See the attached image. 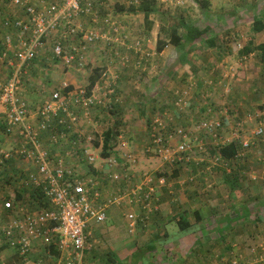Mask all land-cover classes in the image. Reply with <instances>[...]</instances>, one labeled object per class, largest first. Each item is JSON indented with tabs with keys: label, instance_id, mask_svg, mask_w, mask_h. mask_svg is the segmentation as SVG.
Instances as JSON below:
<instances>
[{
	"label": "rangeland",
	"instance_id": "rangeland-1",
	"mask_svg": "<svg viewBox=\"0 0 264 264\" xmlns=\"http://www.w3.org/2000/svg\"><path fill=\"white\" fill-rule=\"evenodd\" d=\"M115 1L116 0H104L105 3L110 5L115 4ZM118 1L122 2L121 0ZM124 1V4L127 5L126 9L119 10L117 8L119 4L114 5L113 9H110L112 6L108 7L109 9L103 10L100 8L103 6L93 7V14H87L83 16L84 18L82 17L83 20L88 22L90 19L95 18L96 25H98L99 21L103 24L104 17L112 16L117 20V14H122V17L119 18L122 23L120 27L130 28V30H128L129 35L134 37L132 41H139L138 47L140 49L137 53L143 58L142 62L139 60V63H134V66L132 57L136 53L132 48H127L128 45L132 46V42L130 41H126V46L120 50L107 46L102 50V54L106 55L105 58L109 64L113 61L112 59L117 61L122 56H127V61L120 63L125 66V69L120 73L119 78L116 77L114 81L110 82L105 88H102V86L98 88L96 94L101 95V99H98L100 102L90 109L87 108L86 113L82 110L79 112L86 117L92 116L91 119L94 118V129L90 135L92 138H90L89 141H92V144L99 148L97 154L102 156L100 154L102 152V133L106 131L108 127L117 126L118 130L121 132L117 139L118 146L121 145L122 140L127 141L129 146H135V142L143 137V135L140 136L142 132L141 125L144 128V137H146L151 120L156 115L161 116L170 129L182 127L179 124V126H173V123L177 122L179 116L187 117L188 122L185 128L189 131L190 137L198 135L196 131L200 130V122L205 120L202 118L205 117L207 113L211 114L207 116L211 117L210 119L221 120L222 127L223 123H225L227 127L225 129L226 132L229 130L232 131L241 120L244 122V128L243 131L237 135L238 139L241 140L251 137V142L248 149L243 152V155L238 156L235 160L228 161L230 163L226 165L230 171L235 170V174L239 176V184L234 185V189L237 187L236 190L239 192L240 197L242 195L245 196V206L243 207L242 216L236 219L235 216L231 217V215H227L223 218L226 220L230 218L232 229L221 232L222 230L218 231L217 228L213 227L207 230L208 233H206L204 238L207 241V245L210 247V254L203 255V247L205 246L203 242L202 249L201 246L199 249L200 256H194L193 253L195 249H193L192 243L186 246H174L173 243L180 239L178 232H169L167 235H162L163 233L159 232L155 224H149L151 220L154 221V215L144 222L138 223L136 227L137 231L134 233L135 239L130 243L133 245L128 249V252H133L137 248H143L142 257L132 263L128 259L130 255L124 256L127 251L121 253L122 257H118L115 253L114 255L123 260V264H206L208 263L207 261L216 264L215 262H218L217 260L224 257L221 253H225L226 256L229 253L230 250L224 251L223 248L225 246L227 248H232V250L237 249L239 252H242L256 241H260V238L264 237V134L260 136L252 134L258 127V119L264 113V71L262 70L261 72L263 63L256 53L249 56L250 53L246 58H242L243 56L238 55L236 51L238 48L242 47L240 42L241 38L240 36L233 38L231 30L228 29V26L233 23L232 19H235L236 16L240 14V11L246 9L247 6L245 5V8H237L235 0H156V10L150 14V20L153 21V25L151 29H147L146 25L143 23V13L139 10L136 12L130 11L128 8L131 4L128 3V0ZM251 1L256 2V8L254 10L248 9V12L245 10L238 20V25H241V27L243 26L245 29L249 26H247V21L252 22L254 15L264 7V0ZM93 3L94 2H92V4ZM172 16L175 18H182L188 23H193L200 28H207L206 35H209V38L212 37L215 40L218 46L217 49L215 50L214 47L210 48L205 42H202V44L197 42V44L191 46L190 44H186L182 48V52L189 50L195 53L197 51L198 54L195 61L192 62L191 67H186L188 64L183 65L181 63L182 54L180 55V50L177 48H173V50L167 53L165 52L166 58L164 57L165 61L162 63L160 60H156L157 51L153 49L156 39H152L151 36L155 37L157 33L158 37H167L166 30L163 28H168L170 23H172ZM180 32L182 33V30ZM147 44L148 47H151L150 50L146 49ZM92 45L93 44H89L86 46L82 57L84 64L81 67H78L76 63L70 65L74 67H63L64 62L62 60L59 61L63 67L62 70L64 72L69 70V76L76 79V85L78 87L74 90H86L92 68L91 66L95 64L96 61L91 51L95 52L99 50L100 47L97 46L95 48ZM253 45L256 44H252V46ZM122 46L123 45H121V47ZM116 50L117 53H115ZM200 50L202 51V59ZM121 52L125 55H122ZM95 54H97V52H95ZM214 55H218L219 57L216 58L220 61L224 55L227 60L223 61V64L230 63L234 66L230 74L219 75V73H215L216 71H213V73H210V70L207 71L208 64L205 58ZM105 58L103 60H105ZM198 60H200V62L197 63ZM131 63L132 65H130ZM218 63L220 62L218 61L217 64ZM199 64H202L200 65L202 67L198 68L197 65ZM156 65H158L156 67L157 73H154V68L153 71H150V68ZM251 66H253V68ZM191 69L194 70L192 71ZM226 69L229 70V68ZM180 70H182L183 73H179ZM64 72H62V74ZM170 72L171 76L175 73L177 78L184 81V87L178 84L177 86L169 88V84H172L174 81L171 77L170 79L168 78ZM64 75L66 76V73ZM148 77L152 79V81H149ZM118 79L119 81H117ZM162 81H164V84L161 86V89H159L158 85L159 83L161 84ZM166 81H168V83H166ZM148 82L149 84L147 86ZM140 85H142V88L139 87ZM62 89L61 87L59 90L62 91ZM184 91L189 95L188 102L190 104L183 110V108H177L172 100L176 97V94L187 95ZM96 94L94 95L99 98ZM27 104L29 107L28 102ZM260 105L262 107H259ZM124 112H126V114H124ZM223 112L224 115L229 117V121L225 119V116L222 114ZM124 118H128L129 123L126 122L127 119L125 121ZM199 136L202 140V130ZM204 137L203 142L211 146L209 137ZM4 139H11L12 144L10 146H14L16 143L11 137H0L1 148L3 147ZM44 145L47 146L46 143H44ZM200 152L202 155V151ZM211 155L212 160H214V152ZM107 157H113L117 162H120L122 154H120L118 150L117 152H111ZM27 166L28 164H25V162L19 161L18 165L17 163L15 164V162L11 163L8 172L4 173L0 171V176H4L3 178L1 177V179L4 180L3 184L0 185L2 187L1 191L13 188L10 183L13 178L9 173L10 171L18 173V171ZM128 166L127 164L120 170V172L127 174L126 182L137 181L138 178H142L143 171L138 176L136 175L137 171H130ZM166 166L167 165H165V167ZM234 167L236 168L234 169ZM1 170L4 171L5 168ZM167 170L169 171L170 168L167 167ZM130 172L136 173L133 174ZM154 174L155 173L151 174V176ZM165 176L167 177V175ZM216 177H218V175L215 174V177H211L209 180L214 181ZM193 179L195 180V178ZM215 184L216 183H214V185ZM113 188L116 187L113 186ZM226 189L228 195V188ZM119 192L120 188L115 194L117 195ZM169 197L170 195L166 193V198L168 199ZM241 199L242 198L237 200V203H239ZM25 204L27 205V203ZM224 205L225 204L220 203L218 208L220 209V207ZM20 207L26 209L23 204H21ZM28 207L32 210L35 209L34 206ZM121 217H123V215ZM5 223V219L0 220V225ZM104 224L107 226L113 225L117 228L120 227L121 223L118 220H115L113 223L112 219L108 220L106 217ZM133 232H135V230H133ZM133 232H127L126 234H133ZM197 232H199V230H197ZM122 236H125V232L122 233ZM93 239L94 237L90 238L89 244L92 243L93 246L90 250L85 251L82 264H117L110 262L107 259V255L109 251L113 252L111 250V245H120L122 239L119 241L120 237L107 238L106 236H98V241L96 243L93 242ZM149 244H152L155 248L146 251L145 248ZM223 244L225 246L221 247ZM233 246H235V248H233ZM35 248L37 252H35ZM35 248L29 254V260L33 261V259L36 258L34 262H38L39 260L43 261L46 259L43 255V246L39 244L36 245ZM180 248L182 249V253ZM187 253H189V255H186ZM260 253H263V251ZM217 255L219 256L216 257Z\"/></svg>",
	"mask_w": 264,
	"mask_h": 264
},
{
	"label": "built area",
	"instance_id": "built-area-1",
	"mask_svg": "<svg viewBox=\"0 0 264 264\" xmlns=\"http://www.w3.org/2000/svg\"><path fill=\"white\" fill-rule=\"evenodd\" d=\"M92 1L103 4V0ZM133 3H137V0ZM12 4L23 10V17L8 16L4 19V26L14 28L15 33L6 34L5 48L0 53V65L5 64V72L0 74V124L8 135L18 137L19 147L13 152L23 159H29L36 167L37 172L29 175V180L41 186L42 199L49 208L27 214L19 208L16 216L8 215L6 210L11 208V202L3 200L0 195V220L7 217L6 223L0 225V231L8 237L10 245L22 244L19 251L23 257L22 264H30L26 254L31 251V240L46 244L52 242L59 252L57 256L47 252L48 260L39 261L38 264H81L84 251L91 248V244H88L91 231L87 228L91 224H103L109 206L118 203L130 209L124 213L130 232L135 230L139 221L156 210L153 176L144 172L137 181L126 182V173L112 171V168L120 165L119 162L113 157L103 159L102 163L105 162L110 168L106 172L110 173L111 180L123 182L124 187L117 197L101 200L99 183L93 172L81 174L73 167L64 166V158L59 156L53 159L41 139L42 132H53L55 123L62 129L60 135L68 139L73 151L81 155L88 165L94 166L98 158L94 153L85 151L83 133L78 130L77 123L80 110L86 113L87 108L100 102L98 99H101V95L96 91L87 96L86 90L67 91L65 94L55 90L35 109L32 118L21 91L32 60L48 39H52L55 57L68 67L73 63L81 67L86 46L99 40L108 41V33H118L119 25L111 18H105L103 21L107 31L82 26L77 18L93 10L92 6L83 5L82 0H12ZM119 43L122 44L123 39ZM138 45L136 40V49ZM121 59L124 62V58ZM184 93L187 94L186 91ZM174 105L179 109L184 108L187 105L186 95L176 94ZM257 126L253 135H263L264 113ZM199 128L217 139L222 122L219 119H205L200 122ZM243 128L244 122L240 120L232 130L234 136L241 133ZM148 134V150L163 163L173 166L190 159L189 131L185 127L170 129L166 121L156 115L151 120ZM175 136L179 141L174 142ZM50 138L51 142H58L54 133L50 134ZM250 142V138L242 140L237 155H242ZM1 153L0 164H4L12 152ZM124 157L130 158L127 154ZM134 204L139 206V212L131 208ZM15 235L17 238H12ZM229 264H264V237L245 251L233 252Z\"/></svg>",
	"mask_w": 264,
	"mask_h": 264
},
{
	"label": "crops",
	"instance_id": "crops-1",
	"mask_svg": "<svg viewBox=\"0 0 264 264\" xmlns=\"http://www.w3.org/2000/svg\"><path fill=\"white\" fill-rule=\"evenodd\" d=\"M121 1L122 2L116 0L115 4L113 5L109 4V5L100 7V8L101 10H103V9H109L108 7L112 6L110 9H113L114 5L119 4L117 5L118 9L121 7H123V9H126L127 5L124 4L125 1L124 0H121ZM235 1H236L235 3H236L237 8H242V7L245 8L244 7L245 5L247 7L243 11L241 10L240 14H238L235 19H232L233 23L228 26L229 27L228 29L231 30V34L233 38H235L236 36H240L241 38L240 42L242 46L246 45L249 42H251L252 44H256V45L261 42H264V29L257 33H254L253 31H251L252 29L251 23L253 21L252 22L247 21V26L249 25L247 29H245L243 26L241 27V25H238V20L241 14L245 10L246 12H248V9L254 10L256 8V2L251 1V0H241V1L235 0ZM92 2L94 1L82 0L83 5H90L92 7L96 6V4H92ZM4 7H7L9 16L12 15L13 17H16L15 16L16 14L14 12L15 7L11 5V0H0V11ZM262 9H264V7ZM83 16L85 15H81L77 18V22L80 23L82 26L90 27L96 24L94 18L90 19V21L88 22L86 20H83L84 18ZM120 17H122V14H117L116 18L119 22V32L118 33L109 32L108 41L104 40L101 42H97V44L95 45L94 44L92 45L95 48L97 46H100L99 50L95 51L97 52V54L91 51L93 57H95V60H96L95 64L93 65L101 64V67H104L103 76L97 82L94 88L95 89L94 91L96 92H98L97 90L100 86H102V88H105L110 82L114 81L116 77L119 78L120 73H122L125 69V66L120 64V59L115 61V59L110 58L113 61L109 64L106 61V58H105L106 55L102 54V50L106 46L114 47L120 50L124 47V46L121 47V45H123L125 41L132 42V39H134V37H131V35H129V32H128V30H130L129 27H126V28L120 27V24L122 25L121 20H119ZM3 19L4 17L0 15V52L2 51L4 47L3 46V41H4L3 36L7 31V29L3 26V23H2ZM149 20H150V15H149ZM143 23L145 24L144 14H143ZM101 29L102 31H107V28L103 26H101ZM151 38L152 39L154 38L155 40L157 38V33L155 37L151 36ZM151 38H150V41H151ZM120 39H123V43L121 45L119 43ZM195 44H197V42L194 43V45ZM217 47L215 46L214 49L216 50ZM127 48L134 49L133 47H131V45H128ZM173 48L175 47L170 44L167 45L161 52H157L155 59L160 60L162 63L163 61H165L164 60L165 52L167 53L173 50ZM146 49L150 50L151 47H148V44H147ZM153 49H155V46H153ZM239 49L240 48H238V50ZM179 50H180V55L182 54L181 63L183 65L188 64V66L186 67H191L192 62H194L195 58L198 56L197 51L196 53L189 51V50H185L184 52H182V48H180ZM238 50L236 51L237 53H238ZM134 52L136 54L132 57L133 59L132 63L138 64L139 60L140 62H142L143 58H141L140 54L137 53L136 49H134ZM115 53H117V50ZM200 53H201L200 56L202 59L201 50H200ZM254 53L258 55V52L255 51V52H251V54L249 53L250 54L249 56L254 55ZM122 55H125V54H122ZM123 57L127 59V56H123ZM216 57H219V56L214 55V56H211V57L208 56L207 58H205L207 60L206 63L208 64L207 71L210 70V73H213V71H216L215 73H219V75L230 74V71L234 69V66L230 63L223 64V61L227 60L224 55L221 61L218 60ZM104 58L105 60H103ZM242 58H246V56H243ZM218 61L220 63L217 64ZM198 62H200V60H198L197 63ZM132 63L130 65H132ZM158 65L151 67L150 71H153V68H154V73H157L156 67ZM200 65L202 64L197 65V67L198 68L202 67ZM251 67L253 68V66ZM226 68H229V70H227ZM62 69L63 67L61 66L59 60H57L52 54L51 42L46 44V46L40 50L37 57L31 62L30 68L28 69V72L30 73L27 75L24 86L22 88V96L24 100H26L29 103V109L32 114L31 116L32 118H34L33 114L35 113V109L39 107V105L42 103L43 100L47 99L50 96V93L52 91L59 90L61 87L65 89V91L67 90L69 91V89H75L76 87H78L76 85V79L69 76V70L64 72ZM0 70L2 73L5 72L4 67L1 65H0ZM191 70L193 71L194 69H191ZM262 70L264 71V63H263V66L261 67V72ZM62 72L64 73L62 74ZM65 73H66V76L64 75ZM179 73H183L182 70H180ZM170 77L174 81L172 82V84H169V88L177 86L178 84H180L179 86L184 87L183 85L184 81H181L180 78H177L175 73H173V75L171 76V72H170V76L168 78L170 79ZM148 79L149 81H152V79H150L149 77ZM117 81H119V79ZM166 83H168V81H166ZM148 84L149 82L147 83V86ZM163 84H164V81H162L161 84L159 83L158 85L159 89H161V86ZM153 85H156V84H153ZM139 87L142 88V85H140ZM189 104L190 103L188 102V105ZM243 105H246V104H243ZM124 114H126V112H124ZM222 114L224 115V112ZM208 115H211V114L207 113L205 117H203L202 119H206V120L210 119L211 117H207ZM224 116L227 121L230 120L228 119L229 117L227 115H224ZM91 117L92 116L86 117L82 113H80V118L77 123V128L80 132L83 133L82 140H83V145L85 147V151L91 152L97 155L99 148L95 147V145L93 144L89 145V140H88L91 137L90 135L92 134V130L94 129L93 124L95 122L94 118L91 119ZM124 120L129 123L128 118H124ZM187 122H188L187 117L179 116V119L177 118V122H174L173 126L180 125V126L185 127ZM226 128L227 127L225 126V123H223V127L219 130V137L217 139H214L211 135H209L205 130H202V129L196 131L198 135H196L195 137H188V142L192 146V150L190 153V159L184 160L177 165H173V166L170 165L172 167L171 174L167 170V166L165 167L164 165L165 163H163L160 158L153 155L154 153L152 151L148 150L149 134L147 132L146 137H144V133H143L144 128L142 127V125H141L142 132L140 136L143 135V137L142 139H139V140L137 139L138 141L135 142V146H129L127 141L122 140L121 145L119 146L116 145L114 149L115 152L119 150V153L122 154L123 159L120 160L119 162L120 165L112 168V171H116V172L120 171L121 168L125 167V165L128 164L129 165L128 169H130V171H133V170L137 171L136 175L138 176L140 173H142V171L150 172L151 174L155 173L153 175V186L155 187L154 199L156 202V210L154 211L153 214L150 215V217L155 215V219L154 221L151 220L149 224L151 225L155 224V227L159 230V232L163 233L162 235H167L169 232L170 233L178 232L180 239L177 242L173 243V245L174 246L175 245L176 246L177 245L186 246L192 243L193 249H195L193 253L194 256H200L199 249H200V246L202 249V242L205 245L203 247V252H202L203 255H206L208 253L210 254L211 253L210 247L207 245V241L204 238L206 233H208L207 230L213 227L217 228L218 231L222 230L221 232L227 231L228 229H232V224L229 227L226 226L227 220L223 218L227 215H231V217L235 216V218L237 219L239 216H242L243 207L245 206V196L242 195L240 197L239 192L236 190L237 187H235L234 189V187L231 186L230 184V183L233 184L231 174L233 172L236 173V171L235 170L230 171V169L226 166L227 164L230 163L228 161L235 160V158H237L238 156H235L231 160H227L221 157L218 152L219 146L223 145L224 143H230L232 141L233 142L236 141V140H233L234 139L233 131H230L228 128L229 131L226 132L225 131ZM52 129H53V132L51 130V133H54L58 137L57 143H54V142L51 143L50 141L47 140V136H44V137L42 136L44 143L50 144L49 146H50L51 156L53 158H56L59 156L64 158V164L66 166L68 167L72 166V167L78 168V171L81 174H85V172H89V170H93V167L86 166L83 163L84 161L82 160L83 157L81 155L74 154V151H73L74 149L72 148L68 139H65V136L63 137L60 135L62 129L55 123L53 124ZM201 130H202V140L200 139V136H199ZM204 136L209 137L211 146L207 145L206 142H203L204 141L203 139L205 138ZM0 137L1 138L11 137L12 139H14V142H16L14 146H10L12 144L11 139H4L3 147L1 148L0 146V151L12 150L18 143V137L15 135H8L5 132V129L1 124H0ZM177 141H179V138L175 136L174 142H177ZM201 150H202V155L200 152ZM213 152L215 154L214 160H212L211 158L212 156L211 154ZM126 154L129 155L130 158H125L124 155ZM19 161L25 162V164H28V166L24 168L21 172L18 171L19 174L17 175H15L16 173L10 171L9 172L10 175H12L15 180V182H13L12 184L13 188L9 190L1 191L2 187L0 186V194L4 193L5 196H9L10 198H13L14 193H15V190H14L15 187L24 188L26 186L22 184V180L18 181V177L21 174L25 176L28 173L37 172L36 167L33 165V163L29 159H23L21 157H16V156H13L11 160L6 161L4 163V168L6 169L7 167V169H9V166L11 165V163H14V162L15 164L17 163L18 165ZM80 161L82 162L79 163ZM96 165H97V169L95 170V175H96V178L101 183L100 191H101L102 197L104 198L105 197H117L115 192L117 193L119 188L124 187L123 182L117 183L111 180V178L109 177L110 173L106 172L110 170V168L106 166L105 162L102 163L98 161ZM235 168L236 167H234V169ZM130 173H133V172H130ZM215 174L218 175V177H216L214 181L209 180L211 177H215ZM165 175H167L169 181ZM1 177L3 178L4 176L2 175L0 176V185H2L4 181L1 179ZM193 178H195V180ZM214 183L216 184L214 185ZM113 186H115L116 188H113ZM226 188H228V195H227ZM166 193L170 195L168 199L166 198ZM240 198L242 199L240 200L239 203H237V200H239ZM220 203L225 204V205L220 207L219 209L218 207L220 206ZM132 208L134 209V211L140 210L139 206L137 205H134ZM129 210L130 209L127 206L124 207L118 203L108 207L107 209L108 220L112 219L113 223L115 220H118L121 223L120 227L116 228L113 225L107 226L105 224H102V225L91 224L90 226L92 237H94L93 239L94 243L98 241L97 240L98 236H101V237L106 236L107 238L120 237L119 241L122 239L121 240L122 242L120 243V245H116V246L114 244L111 245V250L118 257H122L121 253H124L123 251H127V253H125L124 256H128L132 254V251L128 252V249H130V247L133 245L130 243H132V240L135 239L134 233H136L137 228L135 229V232H133V234H126L127 232L130 233V231L128 229L127 221L124 217V213ZM122 215L123 217H121ZM184 218L188 222L189 227L186 229H180L178 223L181 225L182 224L184 225L185 224ZM137 226L138 224L136 225V227ZM197 230H199V232H197ZM124 232H125V236L123 237L122 233ZM38 243L41 246L42 244L44 245L46 244L41 241L36 242L35 246H33V249L36 247V245H39ZM224 246H225L224 244L221 245V247H224ZM43 248L47 250V244H46V247H43ZM233 248H235V246H233ZM223 249L226 252L227 250H231L232 248H227L225 246ZM34 250L35 252H37L36 248ZM180 251L182 253L181 248H180ZM186 255H189V253H187ZM221 255L224 257L220 258V260H217L218 262H215L216 264H223L222 259H225L227 257L225 253L224 254L221 253ZM218 256L219 255H217L216 257ZM35 259H33V261H30L31 262L30 264H36V262H34ZM0 264H22V257H21L19 250L7 248V247L1 248L0 249Z\"/></svg>",
	"mask_w": 264,
	"mask_h": 264
},
{
	"label": "trees",
	"instance_id": "trees-1",
	"mask_svg": "<svg viewBox=\"0 0 264 264\" xmlns=\"http://www.w3.org/2000/svg\"><path fill=\"white\" fill-rule=\"evenodd\" d=\"M133 1L134 0H131L130 3L131 5H129L128 9L132 12H136L138 10L141 11L144 14V22L147 29H151L153 25V21L149 20V15L156 10V0H139V4L137 5H134ZM119 10H123V7L119 8ZM0 15L3 16L4 19L8 17L9 12L7 7L1 9ZM22 17L23 16L19 17L18 19H21ZM4 19L2 21L3 25H4ZM251 27L254 33L260 32L261 30L264 29V9H261L257 14L254 15ZM163 29L166 30L165 32L167 33V37L162 38L157 36L155 43V50L157 52H161L169 44L178 49L183 48L186 44H190L191 46L196 42H199L200 44H202V42H205V44H207L209 47H215V46L217 47V43L215 42V40L212 37L209 38L206 35L207 28H200L199 26L193 23H188L182 18H178V17L175 18L172 16V23H170L168 28H163ZM181 30L182 33L180 32ZM101 41L104 40H99L98 42ZM254 51L258 52V55L260 56L259 57L260 61L264 63V42H261L253 46L252 43L249 42L246 45L242 46V48L238 50V53L240 56H247L249 53ZM91 67L92 68L90 72L89 82L85 92L87 96L91 95V93L95 90L94 88L97 82L102 78L104 72V67H101V64L92 65ZM259 107L262 106L260 105ZM120 133L121 132L118 130L117 126L108 127L107 130L102 133L101 155L103 157L109 156L111 152L114 151ZM50 134H51L50 132H42L41 137L47 136V140L51 141V138L49 136ZM239 148H240V143L238 141H234L230 143H224L223 145L219 146L218 152L220 156L223 157L224 159L231 160L235 156H237ZM75 154L77 155V153ZM2 168H4V164H0V171L4 173L8 172L7 167L4 171L1 170ZM22 170H20L19 172H21ZM19 172L16 173L15 175L19 174ZM233 173L231 174L233 184L232 183L230 184L231 186L234 187V185L239 184L238 183L239 176ZM31 174L33 173H28L25 176L21 174L18 177V181L22 180V184L26 186L24 188L15 187L14 188L15 193L13 198H10L9 196H5V194L2 193L3 200H9L11 202V208L6 210V213L8 215L12 214L13 216H16L19 208H22L23 212H25L26 214L37 212L38 208L43 205L41 186L35 185L29 180V175ZM13 182H15L14 177L12 178L10 183L13 184ZM25 203H27V205ZM21 204H23L26 209L20 207ZM28 206H34L35 209L32 210ZM229 219L226 221L227 222L226 226L228 227L231 226ZM184 222H185L184 225L178 223L180 229H186L189 227V224L185 218H184ZM12 238H17V235H15V237ZM36 242L39 241L31 240V245L35 246ZM21 246H22L21 243H15V245H10V242L8 241V237L3 235V232L0 231V249L3 247H7L20 251ZM154 248L155 247L152 244H149L146 246L145 250L146 251L153 250ZM47 251L50 253V255H57L55 245L52 242L47 244ZM30 253L31 252H28L26 254L27 260H29L28 256ZM142 255H143V248H137L136 250H134V252H132V254H130L128 259L130 262L133 263L135 260L141 258ZM107 259L112 263L123 264V260L117 258L114 255V253L111 251L108 252ZM47 260L48 259H44L43 262ZM22 261H23V257H22Z\"/></svg>",
	"mask_w": 264,
	"mask_h": 264
},
{
	"label": "clouds",
	"instance_id": "clouds-1",
	"mask_svg": "<svg viewBox=\"0 0 264 264\" xmlns=\"http://www.w3.org/2000/svg\"><path fill=\"white\" fill-rule=\"evenodd\" d=\"M128 3L130 4L131 3V0H128ZM93 4H96V6H94L95 8L96 7H99V6H106V5H109V4H107V3H105L104 2V0H103V4L102 5H100L97 1H94V3ZM137 4H139V0H137V3H134V5H137ZM11 5L13 6V7H15V9H14V12H15V16L16 17H13L12 15H8L9 17H11V18H18V17H21V15L23 16V10L22 9H20L19 7H17V6H14L13 4H12V2H11ZM93 8V7H92ZM19 12V13H18ZM94 13V8H93V10H92V13H88V14H93ZM83 15H87V14H83ZM105 18H111L112 20H114V21H116L117 22V20L115 19V18H113L112 16H108V17H104V19ZM103 19V20H104ZM95 21H96V19H94ZM117 24H118V22H117ZM119 25V24H118ZM4 26V25H3ZM93 27H95V28H99L100 30H102L101 29V26H103V27H105V25H104V21H103V24L99 21V24L98 25H92ZM5 27V26H4ZM6 29H7V31H6V33L4 34V38H5V36H6V34H8V33H11V34H14L15 33V29L14 28H11V27H5ZM138 41V40H137ZM49 42H51V47H52V54H53V56H54V53H53V44H52V39H48L47 40V42H46V44H48ZM139 42V41H138ZM46 44H45V46H46ZM94 44H97V43H94ZM125 44H126V41L124 42V44H123V46H125ZM121 45V44H120ZM135 41H132V46L131 47H133L134 49H136L135 48ZM3 46H4V41H3ZM44 46V47H45ZM139 46V45H138ZM3 48H5V47H3ZM43 49V48H42ZM86 49V48H85ZM133 49V50H134ZM139 47H138V49H136L137 50V52H139ZM3 50V49H2ZM40 52V51H39ZM1 53V52H0ZM55 57V56H54ZM123 57V56H122ZM122 57H120V63L122 62ZM57 60H59L57 57H55ZM124 58V57H123ZM33 61V60H32ZM60 61V60H59ZM127 61V59H125L124 58V62H126ZM124 62H122V63H124ZM74 64V63H73ZM1 66H3L4 67V70H5V64H2ZM63 67H68V66H66L65 64H64V66ZM69 67H74V66H69ZM0 72H1V70H0ZM2 73V72H1ZM30 72H28V74H29ZM27 74V75H28ZM27 77V76H26ZM57 91H59L60 93H62V94H65L67 91H65V89H62V91H60V90H57ZM69 91H71V92H75V91H77V90H74V89H69ZM53 92V91H52ZM51 92V93H52ZM51 93H50V95H51ZM97 93V92H96ZM21 94H22V91H21ZM23 97V96H22ZM24 99V98H23ZM186 100H187V105L183 108V110L185 109V108H187L188 107V100H189V95L187 94L186 95ZM174 101H175V98L173 99V104H174ZM258 122V121H257ZM35 123H36V120H35ZM183 127V126H182ZM240 134V133H239ZM253 134V133H252ZM50 136V135H49ZM190 137V136H189ZM249 138V137H248ZM41 139H42V143H43V145H44V140H43V138L41 137ZM250 139H251V137H250ZM233 140H236V141H238L239 143L242 141V140H244V139H241V140H239L238 139V136H234V139ZM51 142V141H50ZM233 142V141H232ZM52 143V142H51ZM50 144L48 143L47 144V146H45L48 150H49V153H50V146H49ZM89 145H92V141L91 142H89ZM19 147V143H17V145H16V147H14L12 150H8L7 152H12V156L9 158V159H7L6 161H8V160H11L12 159V157L13 156H16V157H19L18 155H16L13 151L15 150V149H17ZM191 150H192V146H191ZM191 150H190V153H191ZM239 150H240V148H239ZM238 150V151H239ZM202 151V150H201ZM2 151H0V155L2 154L1 153ZM190 153H189V158H190ZM101 154V153H100ZM238 154V153H237ZM51 155V154H50ZM96 155V154H95ZM153 155H155V154H153ZM243 155V154H242ZM97 156V158H98V160L95 162V164H94V166L93 165H88L85 161L83 162L86 166H91V167H93V170H89V172L90 171H92L93 172V174L95 175V170L97 169V163H98V161H100V162H102V160L103 159H106V157H103V156H100V155H96ZM155 156H157V155H155ZM237 156H240V155H237ZM52 157V156H51ZM158 157V156H157ZM53 158V157H52ZM57 158V157H56ZM108 158V157H107ZM159 158V157H158ZM54 159V158H53ZM123 159V158H122ZM121 159V160H122ZM5 161V162H6ZM4 162V163H5ZM82 161H80L79 163H81ZM164 165H167V167L168 168H170V170H169V172H170V174H171V172H172V167L169 165V164H164ZM64 166H66V165H64ZM66 167H68V166H66ZM72 167V166H71ZM73 168H75V167H73ZM77 171H78V168H75ZM79 172V171H78ZM86 173H88V172H85V174ZM122 173V172H121ZM144 173V172H143ZM147 173H150V172H147ZM132 175V174H131ZM96 176V175H95ZM139 179V178H138ZM130 180V179H129ZM193 180V179H192ZM97 181H98V183H99V188H101L100 187V181L97 179ZM130 182V181H129ZM131 182H133V181H131ZM124 184V183H123ZM122 188V187H121ZM120 188V189H121ZM119 194V193H118ZM117 194V195H118ZM1 196H2V194H0ZM100 197H101V200H104L105 198H107V197H102V195H101V191H100ZM43 200V199H42ZM45 204V202H44V200H43V205L41 206V207H39L38 208V210H37V212L40 210V209H45V208H49V205H44ZM47 206V207H46ZM139 212V211H138ZM154 213V211L153 212H151V213H149V215H148V217L147 218H145L143 221H139V222H144L145 220H147L149 217H150V215L151 214H153ZM6 221H7V217L5 218V217H3ZM138 222V223H139ZM137 223V224H138ZM104 224V223H103ZM98 225H102V224H98ZM91 225H89L88 226V228H87V230H90L91 231V227H90ZM135 229H136V227H135ZM90 238H92V232H91V236L88 238V244H89V241H90ZM94 242V241H93ZM42 246L43 247H46V244L44 245V244H42ZM92 243H91V248H92ZM90 248V249H91ZM55 249H56V252H57V255L59 254V252H58V250H57V248L55 247ZM90 249H86V250H90ZM85 250V251H86ZM234 250L235 251H238L239 252V250H237V249H231L230 251H229V253L227 254V257L225 258V259H222V261H223V264H229V262H230V259H231V256H232V253L234 252ZM33 251V245H32V248H31V251L30 252H32ZM85 251H84V253H85ZM48 251L47 250H45L44 249V253H43V255L45 256V258L47 259V256H46V253H47ZM49 253V252H48ZM57 255H53V256H57ZM225 260V261H224ZM39 261H41V260H39ZM38 261V262H39ZM28 262L29 263H31L30 262V260H28ZM38 262H36V264H38ZM208 263H206V264H212V262H209V261H207ZM82 264V263H81Z\"/></svg>",
	"mask_w": 264,
	"mask_h": 264
}]
</instances>
